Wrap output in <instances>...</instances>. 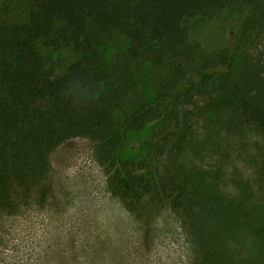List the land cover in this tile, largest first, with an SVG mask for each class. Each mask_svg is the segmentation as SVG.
<instances>
[{
  "label": "trees",
  "instance_id": "trees-1",
  "mask_svg": "<svg viewBox=\"0 0 264 264\" xmlns=\"http://www.w3.org/2000/svg\"><path fill=\"white\" fill-rule=\"evenodd\" d=\"M234 8L245 12L234 44L206 51L190 37L186 20ZM262 43L264 0H1L0 211L45 182L59 145L87 136L127 210L141 214L151 196L183 213L199 264H264V224L247 222L255 248L242 256L235 205L196 186L177 155L165 158L171 142L183 148L181 106L196 97L264 129ZM70 48L76 61L55 56Z\"/></svg>",
  "mask_w": 264,
  "mask_h": 264
},
{
  "label": "rangeland",
  "instance_id": "rangeland-1",
  "mask_svg": "<svg viewBox=\"0 0 264 264\" xmlns=\"http://www.w3.org/2000/svg\"><path fill=\"white\" fill-rule=\"evenodd\" d=\"M244 17L234 8L190 18L186 25L192 39L213 51L239 40ZM262 51L263 43L255 47V58H263ZM79 55L72 48L55 53L68 64ZM257 74L264 80V62ZM206 100L196 97L181 106L188 134L180 151L178 140L171 142L165 158L177 155L196 186L235 205L244 229L234 246L245 256L255 248L247 222L264 224V129L244 124L235 107ZM150 135L145 130L131 136L129 147L139 148ZM51 162L41 186L19 196L17 209L0 211V264H199L183 213L173 204L147 196L141 214L125 208L95 140L70 138L52 152Z\"/></svg>",
  "mask_w": 264,
  "mask_h": 264
}]
</instances>
